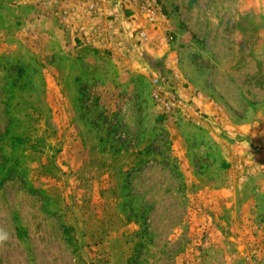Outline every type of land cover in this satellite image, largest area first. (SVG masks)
I'll use <instances>...</instances> for the list:
<instances>
[{
	"label": "rangeland",
	"instance_id": "374dc122",
	"mask_svg": "<svg viewBox=\"0 0 264 264\" xmlns=\"http://www.w3.org/2000/svg\"><path fill=\"white\" fill-rule=\"evenodd\" d=\"M156 1L0 0V264H264V0Z\"/></svg>",
	"mask_w": 264,
	"mask_h": 264
},
{
	"label": "built area",
	"instance_id": "2783aa9c",
	"mask_svg": "<svg viewBox=\"0 0 264 264\" xmlns=\"http://www.w3.org/2000/svg\"><path fill=\"white\" fill-rule=\"evenodd\" d=\"M83 2L85 5L88 3V9L90 12H95L97 3L96 0H78ZM79 2V3H80ZM119 5L122 6H136L137 14L143 19V21L148 26H157V21L160 17V9L158 7L156 0H115ZM140 37H145V34H139ZM169 89V94L162 100V106L166 111L182 109L184 106H190L189 103H185L184 100L179 98L176 93L173 92V89L167 86ZM187 111V110H186Z\"/></svg>",
	"mask_w": 264,
	"mask_h": 264
},
{
	"label": "crops",
	"instance_id": "0c3cea01",
	"mask_svg": "<svg viewBox=\"0 0 264 264\" xmlns=\"http://www.w3.org/2000/svg\"><path fill=\"white\" fill-rule=\"evenodd\" d=\"M96 3L98 4L97 5V8H100L102 11H99V9H96V11L95 12H91V13H89V16H88V18H89V20H90V22H93V21H96V20H105V21H107V22H112L113 21V19L112 18H110L109 17V15H114V12H111L112 10H105L104 8L102 9V7H103V5H104V3H102L101 2V0H96ZM78 4H79V2H78ZM82 4V3H81ZM83 5V4H82ZM65 5H62V7H64ZM68 7H72L71 5L70 6H68ZM74 7H76V9H75V13H76V15H77V13H79V11H83V8H80V6H78L77 4L74 6ZM70 8H66L65 9V12L67 13V14H69L70 13V10H69ZM84 17V16H83ZM88 18H87V20H88ZM82 20H83V18H82ZM85 23V22H84ZM84 25V24H83ZM86 25V24H85ZM83 33H88L87 32V29L86 28H84L83 29ZM188 94L186 93V91H183V92H179V96L181 97V99L182 100H184V99H187V96ZM186 101V100H185ZM197 107V106H196ZM196 107H194V106H192L190 109H188V115H190L191 117H193L194 119H196L197 118V115H196V113H197V109L198 108H196ZM219 150L221 151H219V153L220 154H222L223 155V159L224 160H226L227 162H232L233 161V159H234V155L233 154H231L230 153V151H229V149L228 148H219ZM243 184V183H242Z\"/></svg>",
	"mask_w": 264,
	"mask_h": 264
},
{
	"label": "clouds",
	"instance_id": "9594fccd",
	"mask_svg": "<svg viewBox=\"0 0 264 264\" xmlns=\"http://www.w3.org/2000/svg\"><path fill=\"white\" fill-rule=\"evenodd\" d=\"M6 238H7L6 235H4V236H0V241L4 240V239H6Z\"/></svg>",
	"mask_w": 264,
	"mask_h": 264
}]
</instances>
